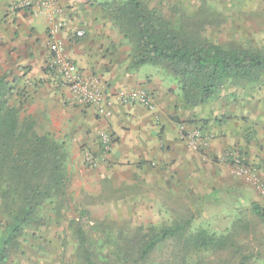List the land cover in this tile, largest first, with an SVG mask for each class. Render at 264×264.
I'll list each match as a JSON object with an SVG mask.
<instances>
[{
	"label": "trees",
	"instance_id": "1",
	"mask_svg": "<svg viewBox=\"0 0 264 264\" xmlns=\"http://www.w3.org/2000/svg\"><path fill=\"white\" fill-rule=\"evenodd\" d=\"M169 9L161 0H118L108 7L105 18L131 43L129 69L146 64L164 69L189 106L203 105L228 87H262L264 52L221 42L209 32L223 22L222 14L205 0L199 10ZM13 89L5 73L0 77V264H9L15 249L39 237L48 220H66L72 210L67 145L53 132L40 131L35 115L23 111L22 99L12 102ZM178 206L168 225L98 220L90 229L73 217L72 264H218L213 256L223 251L230 258L242 253L235 236L243 217L224 231L211 230L195 227V215ZM251 210L264 228V207L253 203ZM86 213L83 208L81 217ZM251 262L241 255L237 264Z\"/></svg>",
	"mask_w": 264,
	"mask_h": 264
},
{
	"label": "crops",
	"instance_id": "2",
	"mask_svg": "<svg viewBox=\"0 0 264 264\" xmlns=\"http://www.w3.org/2000/svg\"><path fill=\"white\" fill-rule=\"evenodd\" d=\"M18 3L19 0H0V77L7 73V81L14 88L13 103L22 99L24 112L42 114L46 130L71 146L70 169L76 174L88 167L93 174L91 180L99 182L108 177L116 184V178L121 183L128 176L143 179L140 171L154 161L155 168L170 167L171 171L176 170L175 166L200 168L195 175L203 181L204 166L212 168V163L225 159L226 152L228 156L235 154L229 147L241 146L234 140H241L246 126L241 117L232 113L230 105L215 104L208 110L206 102L202 110L207 111L201 113L199 108L182 102L176 81L163 75L159 68L146 64L129 69V57H111L108 48L114 40L98 0H60L61 11L46 9L38 13L20 8ZM54 23H61L57 39L84 77L97 78L111 95L120 89L142 86L153 96L157 110L151 112L137 103L115 102L111 114L106 115L93 106L73 103L69 88L61 85L47 68L49 29ZM81 29L86 31L84 38L75 36ZM36 80L43 84H34ZM185 117L197 119L193 122L195 127H201L208 140L205 148L192 150L182 140L180 123ZM101 131L113 137L112 148L93 170L84 164L83 155L87 149L100 155ZM246 150L240 152L249 157ZM105 164L107 167L102 170ZM212 174L219 177L216 172Z\"/></svg>",
	"mask_w": 264,
	"mask_h": 264
},
{
	"label": "rangeland",
	"instance_id": "3",
	"mask_svg": "<svg viewBox=\"0 0 264 264\" xmlns=\"http://www.w3.org/2000/svg\"><path fill=\"white\" fill-rule=\"evenodd\" d=\"M115 1L118 0H98L105 12ZM161 1L166 3L168 11H170L169 6L172 5L194 11L199 10L202 0ZM205 1L213 11L223 15V22L210 29L212 36L217 37L221 42L236 41L264 52V0ZM107 23L110 25L108 30L110 37L114 40L108 48L111 57L119 55L123 58L130 57L132 50L129 40L111 19H107ZM157 68L163 71V75L172 79L164 69ZM34 82V84H43L42 80ZM234 89L225 88L220 94L207 101L206 106L209 110L215 104L220 107L228 104L232 113L241 117V122L246 126V133L241 140L235 139L234 144H241L242 147L229 148L238 155H242L240 150L246 148L249 157L246 153L244 155L248 161L258 166V173L264 180V82L257 90ZM180 93L179 90V96ZM214 100H217V103ZM202 106L204 105L193 107L199 108V111L204 113L207 110H202ZM22 114L25 115L24 112ZM35 117L38 119L40 131L46 132V123L41 120L42 114L38 113ZM196 120L193 117H185L180 123V130L183 124L191 126L190 128L201 129L195 127L193 122ZM67 148L71 155L69 144ZM226 153L225 159L217 161V164L212 163V168L207 165L205 169L204 166V171L201 173L204 177L203 181L195 175L200 168L175 166L176 170L171 171L170 167L155 168L154 161H151L149 168L140 171L144 174L143 179L141 176H128L122 183L116 178V184H113L106 177L102 181L95 182L91 180L93 174L88 167L85 168L87 171L83 170V173L76 174L74 169H70L69 164L71 212H67L66 220L59 222L48 220L45 226L39 228V237L29 238L26 244L12 252L9 264H72L75 243L69 222L73 217L77 220L81 219L90 229L98 220L114 222L119 226L125 224L146 226L150 223L168 225L176 217L174 208L178 209L179 204L184 205L195 215L193 223L195 227L202 226L224 231L232 226L235 219L243 217V229L235 236L240 250L243 248L242 253L230 258L229 251H223L217 255L218 257L213 256L215 259L218 258V264H237L241 255H248L254 261L249 264H264V228L251 210L253 203L264 207V196L253 184L239 178L231 158H226L228 156ZM106 165H102L101 169H106ZM95 167H92L93 170ZM212 172H216L219 177L211 176ZM103 175H107L106 172ZM83 208L87 213L81 217Z\"/></svg>",
	"mask_w": 264,
	"mask_h": 264
},
{
	"label": "built area",
	"instance_id": "4",
	"mask_svg": "<svg viewBox=\"0 0 264 264\" xmlns=\"http://www.w3.org/2000/svg\"><path fill=\"white\" fill-rule=\"evenodd\" d=\"M60 0H19V7L30 9L34 13L53 9L61 11L59 7ZM61 23H54L49 29L50 41L48 47L50 56L47 61V68L50 74L63 86L69 88L72 93L71 101L84 106H93L98 113L110 115L113 111L115 102L122 104L137 103L143 105L151 112L157 110L156 102L151 93L142 86L120 89L114 95L108 94L100 80L95 77H84L76 63L64 52L63 43L57 39L61 31ZM86 31L84 29L75 32V36L84 38ZM158 118L159 115L156 114ZM182 140L185 141L188 148L199 151L207 146L208 140L199 128H190L183 124ZM100 143V155L93 154L90 150L84 151L85 163L95 167L100 159L106 156L112 148L113 137L101 131L98 137ZM235 172L239 178L247 183L253 184L260 194L264 196V180L261 179L258 169L247 160L245 155L230 153Z\"/></svg>",
	"mask_w": 264,
	"mask_h": 264
}]
</instances>
